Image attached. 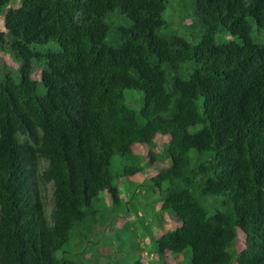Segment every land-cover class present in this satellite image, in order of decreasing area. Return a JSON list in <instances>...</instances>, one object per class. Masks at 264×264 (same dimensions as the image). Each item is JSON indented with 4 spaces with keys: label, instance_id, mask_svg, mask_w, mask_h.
Instances as JSON below:
<instances>
[{
    "label": "trees",
    "instance_id": "1",
    "mask_svg": "<svg viewBox=\"0 0 264 264\" xmlns=\"http://www.w3.org/2000/svg\"><path fill=\"white\" fill-rule=\"evenodd\" d=\"M3 28L20 66L0 73V264H96L98 195L120 206L118 182L156 162L159 210L180 224L152 238L156 264H264V0H21ZM219 28L232 39L215 44Z\"/></svg>",
    "mask_w": 264,
    "mask_h": 264
},
{
    "label": "rangeland",
    "instance_id": "2",
    "mask_svg": "<svg viewBox=\"0 0 264 264\" xmlns=\"http://www.w3.org/2000/svg\"><path fill=\"white\" fill-rule=\"evenodd\" d=\"M20 2L21 0H10L9 6L0 14V30H4L5 14L10 9L17 8ZM170 2L174 4L175 0H170ZM261 36L264 42V33H261ZM253 37L255 38V35ZM231 39L232 37L228 33L219 28L214 42L221 44ZM188 40L190 39L188 38ZM36 50L45 54L47 51L56 52L57 47L55 44H51L38 46ZM10 52L7 46L0 45V73H9L16 78L20 61H17ZM31 67V79L37 83V94L42 96L44 94V88L40 81L42 62L34 59ZM124 97L129 108L138 110L142 106L141 93L125 91ZM163 145V138L157 136V150L161 151ZM135 150L139 151L138 148ZM139 156L143 157L141 154ZM113 160L112 165L118 159L114 158ZM164 166V162H156L131 178L121 179L117 185L121 199V205L118 207H112L110 197L106 193L98 195V200L93 205V210L97 211L94 216L90 242L83 244L85 260L93 261L96 264H156L159 262L155 253L156 244L152 238L156 239L162 231L173 230L180 226L179 223L170 219L167 213L159 210L162 197L151 181L157 170ZM51 187V184H46V186L38 182L36 184V198L44 208L46 215H49L53 208ZM105 211L107 212L105 213ZM243 243L244 236L238 233L235 249L240 250ZM74 244L77 248L82 246L78 240H75ZM160 260V262L165 261V264H191V254L189 250H186L178 256L169 254L160 256Z\"/></svg>",
    "mask_w": 264,
    "mask_h": 264
}]
</instances>
